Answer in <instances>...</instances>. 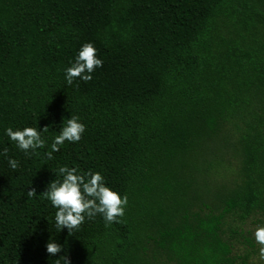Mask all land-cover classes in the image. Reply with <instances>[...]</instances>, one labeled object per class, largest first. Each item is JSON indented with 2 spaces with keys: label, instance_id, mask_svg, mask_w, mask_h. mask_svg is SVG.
<instances>
[{
  "label": "trees",
  "instance_id": "16d2710c",
  "mask_svg": "<svg viewBox=\"0 0 264 264\" xmlns=\"http://www.w3.org/2000/svg\"><path fill=\"white\" fill-rule=\"evenodd\" d=\"M85 42L103 64L67 85ZM73 114L86 130L52 160L3 134L46 126L50 139ZM4 147L19 166L0 155V264H253L244 225L264 217V0H0ZM61 164L126 194L120 223L97 215L59 231L42 191ZM51 240L61 252H46Z\"/></svg>",
  "mask_w": 264,
  "mask_h": 264
},
{
  "label": "clouds",
  "instance_id": "9594fccd",
  "mask_svg": "<svg viewBox=\"0 0 264 264\" xmlns=\"http://www.w3.org/2000/svg\"><path fill=\"white\" fill-rule=\"evenodd\" d=\"M97 49L92 42H85L77 49L74 58L69 61L68 66L63 69L64 81L72 85L73 81H90L95 69L103 64L97 55ZM86 130L84 122L79 116H69L59 127L58 134L50 139L45 138L48 128L45 126L21 125L5 126L3 134L13 143L15 148L25 155H39L43 150V156L53 159V153L59 152L61 147L68 144L78 143ZM8 148L0 150V155L7 157V164L12 170L18 168V161L8 157ZM55 178L47 182L42 191V198L46 199L51 208L54 209L55 227L60 231L65 228L67 232L76 231L85 222L92 220L97 215L104 221L105 226L120 223L128 204L126 194L119 192L111 186L106 177L98 170H82L68 164L59 165L55 172ZM36 194L34 189L27 191L29 198ZM251 239L258 246L259 259L264 260V217L257 218L251 229ZM62 245L54 240L46 244V252L55 255L61 252ZM68 264V261L60 256L56 264Z\"/></svg>",
  "mask_w": 264,
  "mask_h": 264
},
{
  "label": "rangeland",
  "instance_id": "374dc122",
  "mask_svg": "<svg viewBox=\"0 0 264 264\" xmlns=\"http://www.w3.org/2000/svg\"><path fill=\"white\" fill-rule=\"evenodd\" d=\"M233 172H234V168H233V165L231 166H227L225 168V170L223 171L222 175H224L226 179H229L232 175H233ZM257 218H262L260 216H257ZM257 218H252V219H248L247 222L245 223L244 227L246 230H249L251 229L253 223L255 222V220ZM251 232V231H250ZM243 248L242 245H240V249ZM253 264H263V260L259 259V255H258V252L256 253V255L253 257Z\"/></svg>",
  "mask_w": 264,
  "mask_h": 264
}]
</instances>
